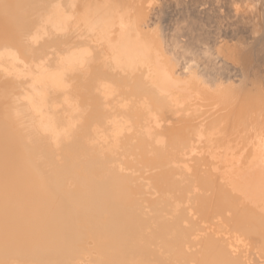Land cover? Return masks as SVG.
<instances>
[{
	"label": "bare ground",
	"instance_id": "bare-ground-1",
	"mask_svg": "<svg viewBox=\"0 0 264 264\" xmlns=\"http://www.w3.org/2000/svg\"><path fill=\"white\" fill-rule=\"evenodd\" d=\"M0 264H264V0H0Z\"/></svg>",
	"mask_w": 264,
	"mask_h": 264
},
{
	"label": "rangeland",
	"instance_id": "rangeland-1",
	"mask_svg": "<svg viewBox=\"0 0 264 264\" xmlns=\"http://www.w3.org/2000/svg\"><path fill=\"white\" fill-rule=\"evenodd\" d=\"M166 19H167V18H166ZM57 105H58V104H57ZM84 115H85V114H84ZM84 118H85V117H83V118L81 117V119H80V121H79L80 124H79V125H76L77 128L74 127V129L76 128V130H79L80 128L85 129L84 131H83V130L81 131V129L79 130V131H81V132H79L80 137L82 136L83 139H85L86 135H87V137H88V134H87L88 132H86V129L88 130V127H87L86 124H85L86 126L83 124V122L85 121ZM81 121H82V122H81ZM81 123H82V124H81ZM81 125H82V126H81ZM83 127H84V128H83ZM85 127H86V128H85ZM90 127L92 128V126H90ZM90 127H89V128H90ZM84 132H86V133L84 134ZM82 133H83V135H81ZM74 137H75V136H74ZM87 137H86V138H87ZM75 138H78V139H79L78 135H77V137H75ZM82 138H80L79 140H82ZM78 139H77V140H78ZM77 140H76V141H77ZM79 140H78V141H79Z\"/></svg>",
	"mask_w": 264,
	"mask_h": 264
}]
</instances>
